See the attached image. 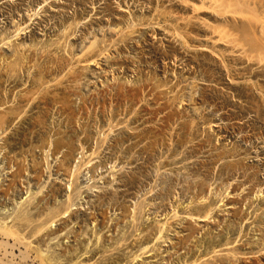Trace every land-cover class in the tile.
Returning a JSON list of instances; mask_svg holds the SVG:
<instances>
[{
    "label": "rangeland",
    "instance_id": "374dc122",
    "mask_svg": "<svg viewBox=\"0 0 264 264\" xmlns=\"http://www.w3.org/2000/svg\"><path fill=\"white\" fill-rule=\"evenodd\" d=\"M16 44L28 59L16 87L0 62V99L9 101L0 116L16 117L0 126V226L23 218L18 236L30 254L48 264H264V0H0V56ZM202 165L212 169L204 199L220 227L186 213L193 195L183 178ZM160 170L174 181L165 208ZM145 197L154 211L137 229L174 226L160 243H136L133 209ZM185 213L200 231L193 257L173 248L187 234H177ZM206 224L216 237L230 224L232 246H198Z\"/></svg>",
    "mask_w": 264,
    "mask_h": 264
},
{
    "label": "bare ground",
    "instance_id": "6f19581e",
    "mask_svg": "<svg viewBox=\"0 0 264 264\" xmlns=\"http://www.w3.org/2000/svg\"><path fill=\"white\" fill-rule=\"evenodd\" d=\"M209 1V0H208ZM211 1V0H210ZM215 3V2H214ZM240 3V2H239ZM197 8V7H196ZM212 8V7H211ZM217 8V7H216ZM214 9V8H213ZM212 9V10H213ZM201 10V9H200ZM219 12V11H218ZM217 19V18H216ZM227 20V19H226ZM230 25V24H229ZM219 26V25H218ZM210 27V26H209ZM226 27V26H225ZM211 29V28H210ZM214 29H215V27H214ZM129 30V29H128ZM132 30V29H131ZM208 30V29H207ZM217 30V29H216ZM219 30V29H218ZM177 32V31H176ZM213 32V31H212ZM217 33V32H216ZM221 33V32H220ZM127 34V33H126ZM176 34V33H175ZM183 35V34H182ZM129 38V37H128ZM182 38V37H181ZM221 38H222V36H221ZM220 40V39H219ZM222 40V39H221ZM3 41H4V39H3ZM223 41V40H222ZM226 42V41H225ZM94 43V42H93ZM97 43V42H96ZM98 44V43H97ZM230 44V43H229ZM58 45V44H57ZM93 46V45H92ZM96 46V45H95ZM91 47V46H90ZM21 48V45L19 44V45H17L16 44V47L14 48L15 50H14V55L13 56H9V57H6V58H2L1 56H3V55H1L0 57H1V59H0V62H2L3 61V63L6 65V68H5V66H4V70L6 71H4L6 74V82H9V83H11V84H13L14 85V87H16L17 85H18V75L16 74V72H18L17 71V69H19L20 68V66H18L19 65V62L20 63H22L23 64V60H25V58H26V56H25V53H24V55H23V53H22V48ZM94 48V47H93ZM96 48V47H95ZM37 49V48H36ZM43 49V48H42ZM93 50V49H92ZM90 51V50H89ZM94 51V50H93ZM90 52V54H94V55H97L98 56V54L95 52ZM44 52V51H43ZM38 53V52H37ZM88 53V52H87ZM102 53V52H101ZM29 54V53H28ZM36 54V53H35ZM42 54H44V53H42ZM51 54V53H50ZM27 55V54H26ZM45 55V54H44ZM219 55V54H218ZM37 57V56H36ZM222 57V56H221ZM13 58V59H12ZM29 58V57H28ZM58 58V57H57ZM88 58V57H87ZM27 59V58H26ZM74 59V58H73ZM77 59V58H76ZM242 59V58H241ZM28 60V59H27ZM31 60V59H30ZM96 60V59H95ZM50 61V60H49ZM60 61V60H59ZM86 61V60H85ZM39 62V61H38ZM224 62V61H223ZM26 63V62H25ZM28 63H29V61H28ZM32 63H33V61H32ZM42 63V62H41ZM51 63V62H50ZM61 63V62H60ZM60 63H59V65H60ZM40 64V63H39ZM38 64V65H39ZM53 64V63H52ZM58 64V63H57ZM1 65V64H0ZM24 66V65H23ZM26 66V65H25ZM49 66V65H48ZM62 66V65H61ZM60 66V67H61ZM2 67V66H1ZM19 67V68H18ZM29 67V66H28ZM35 67V66H34ZM39 67H40V65H39ZM52 67H54V66H52ZM22 68V67H21ZM24 68V67H23ZM36 68V67H35ZM43 68V67H42ZM46 68H48V67H46ZM58 68V67H57ZM227 68H228V72H229V74H231V72H230V70L231 69H229V67L227 66L226 67V70H227ZM231 68V67H230ZM28 69V68H27ZM30 69V68H29ZM74 69V68H73ZM3 70V69H2ZM36 70H37V68H36ZM63 70V69H62ZM70 70V69H69ZM24 71V70H23ZM39 71V70H38ZM40 71H42V70H40ZM40 71H39V73H40ZM45 71V70H44ZM48 71V70H47ZM47 71H46V73H47ZM56 71V70H55ZM72 71V70H71ZM22 72V71H21ZM20 72V73H21ZM36 72V71H35ZM43 72V71H42ZM49 72H50V70H49ZM52 72V71H51ZM79 72V71H78ZM227 72V73H228ZM19 73V74H20ZM29 73V72H28ZM39 73H34L35 75L33 76V79H32V81H31V85L33 86H36V85H38V84H40L41 82H43L42 80H43V78H40V75L42 74H39ZM46 73H44L43 75H45ZM58 73V72H57ZM74 73V72H73ZM31 74H33V73H31ZM39 74V75H38ZM51 74V73H50ZM68 74V73H67ZM5 75H3V76H5ZM46 76V75H45ZM233 76V75H232ZM1 77V76H0ZM21 77V76H20ZM31 77V76H30ZM29 77V78H30ZM72 78H74V77H72ZM2 79V78H1ZM0 79V80H1ZM31 79V78H30ZM56 79V78H55ZM54 79V80H55ZM3 80V79H2ZM1 80V81H2ZM20 80H22V79H20ZM52 80V79H51ZM66 80V79H65ZM30 81V80H29ZM61 81V80H60ZM81 81V80H80ZM20 82V81H19ZM1 83L2 82H0V87H1ZM250 83V82H249ZM47 84V83H46ZM44 85H45V83H44ZM43 86V85H42ZM262 89V88H261ZM0 91H2V90H0ZM13 91V90H12ZM39 91V90H38ZM9 92H10V90H9ZM128 92V91H127ZM131 93V92H130ZM133 93H134V91H133ZM135 93H137V92H135ZM26 94H27V92H26ZM40 94V93H39ZM128 94V93H127ZM6 95V97L9 95V94H5ZM32 95V94H31ZM1 96V95H0ZM22 96V95H21ZM27 96H28V94H27ZM132 96V95H131ZM140 96V95H139ZM9 97H10V95H9ZM137 97V96H136ZM26 98V97H25ZM39 98V97H38ZM29 99V98H28ZM9 100V99H8ZM37 100V99H36ZM17 101H20V100H17ZM29 101V100H28ZM183 102V101H182ZM9 104V101L7 102L6 101V103H5V101L3 102L1 99H0V106H4V104ZM29 103V102H28ZM27 103V104H28ZM7 104V105H8ZM18 104V103H17ZM16 106H18V105H16ZM15 106V107H16ZM8 107V106H7ZM6 107V108H7ZM20 107V106H19ZM11 108V107H10ZM12 108H14V107H12ZM11 108V109H12ZM17 108V107H16ZM5 109V108H4ZM9 109V108H8ZM11 109H9V111H7V112H10V110ZM20 109H23V108H20ZM13 110V109H12ZM11 110V111H12ZM15 111H17V110H15ZM14 112V111H13ZM13 112H11V116H13L14 115V117H15V114H12ZM172 112V111H171ZM17 113V112H16ZM18 113H20V112H18ZM22 113V112H21ZM7 114V113H6ZM1 115V114H0ZM20 115V114H19ZM178 115H179V113H178ZM7 117H8V114L6 115ZM11 116H9V117H11ZM17 116V115H16ZM5 118L4 117V115H3V117H1L0 116V126L1 125H6V126H8L9 124H11L13 121H14V119L16 118ZM17 117H19V116H17ZM42 117V116H41ZM167 117V116H166ZM18 120V119H17ZM40 120V119H39ZM36 121V120H35ZM15 123V122H14ZM186 124V123H185ZM195 124V123H194ZM195 126V125H194ZM185 130V129H184ZM154 132V131H153ZM153 132H151L152 133V135L154 134ZM159 133V132H158ZM188 133V132H187ZM139 134V133H138ZM137 134V135H138ZM148 134V133H147ZM136 135V136H137ZM149 135V134H148ZM159 136H161V134L159 135ZM165 137V136H164ZM183 136H180L179 138L181 139H178V140H180V141H178V143L179 144H181V143H183L182 142V138ZM157 139H158V137H157ZM163 140V139H162ZM178 144V145H179ZM152 146V145H151ZM147 148V147H146ZM149 148V147H148ZM146 149V151L148 152L149 151V149ZM199 148V147H198ZM152 151V150H151ZM150 152V151H149ZM173 153V152H172ZM219 156V155H218ZM222 156V155H221ZM219 158V157H218ZM205 164V163H204ZM168 165V164H167ZM164 166H165V164L163 165L162 164V166H161V168H164ZM146 167V166H145ZM166 167V166H165ZM231 167V166H230ZM203 168H204V170H203ZM222 169V168H221ZM164 170V169H163ZM201 170H203L202 172H201ZM150 171V169L148 170V172ZM187 171V170H186ZM190 172L188 173V174H185V176H184V178H183V183H182V185H183V189H184V194H186V196H187V194L188 195H191L192 196V198H191V203L189 204V207L188 206H186V210H187V214H188V216H189V218L191 219V218H197V221H200L201 223L203 222V220L205 221L206 219H208V220H206V221H208V222H210L211 220L214 222H212L213 223V226H214V224H215V221H218L219 222V220H217V217H216V220L214 221L213 219V217H212V215L214 216V215H216V213L214 214L213 213V211H217L216 210V208H212V207H214L213 205L215 204H213L212 203V201L210 202V201H208V202H210V203H208L207 202V200H209L208 198H207V200L206 199H204L205 198V194H207L206 192V189L208 188V187H211V184H209V183H211V182H209V183H207L208 181L206 180V178H207V176H210L211 174H212V169L209 167V166H205V165H202L201 167H199L196 171H195V173H194V171L193 172H191V170H189ZM159 171H157V173H158ZM214 172V171H213ZM150 173V172H149ZM160 173H161V170H160ZM163 173V172H162ZM161 173V174H162ZM156 174V173H155ZM159 175V174H156L157 175V179H158V176H159V181H160V184H159V187H161V188H159V187H157L159 190H160V192L158 193V195H157V200H159L160 201V205H159V208H163L165 205H167L165 202H168V201H166V200H168L169 199V197H168V195H170L171 194V188H173V178H172V176L173 175H171V177H170V175H168L167 173H165V174H167L168 176H165L164 174H162V175ZM193 174V175H192ZM247 174V173H246ZM150 175V174H149ZM155 175V176H156ZM175 175V178H179L180 177V175H179V177H176V173L174 174ZM177 175V176H178ZM202 175H204L205 177H202L201 178V176ZM140 177H141V179H142V177L144 178V179H146V180H148L149 178H148V173H147V171L145 172V169H144V173H142L141 175H140ZM151 177H152V175H151ZM183 177V176H182ZM155 178V177H154ZM218 178V177H217ZM137 179H138V177H137ZM136 178H134V181L133 182H139L140 183V181H138ZM140 179V178H139ZM182 179V178H181ZM210 179V178H209ZM223 179V178H222ZM176 180V179H175ZM145 181V180H144ZM155 181H157V180H155ZM207 181V182H206ZM154 183V182H153ZM156 183V182H155ZM177 183V182H176ZM178 183H180V179H179V182ZM146 184H148V182L146 183ZM157 184V183H156ZM140 185V184H139ZM151 184H150V181H149V186H150ZM178 185V184H177ZM176 185V186H177ZM72 186V185H71ZM136 186V185H135ZM156 186V185H155ZM175 186V187H176ZM213 186V185H212ZM150 188V187H149ZM156 188V189H157ZM178 188V187H177ZM213 188V187H212ZM70 189V188H69ZM175 189V188H174ZM182 189V190H183ZM145 190V189H144ZM173 190V189H172ZM213 190H214V188H213ZM149 191V190H148ZM212 191V190H211ZM210 191V192H211ZM262 191V190H261ZM174 192V191H173ZM172 192V193H173ZM183 192V191H182ZM181 192V193H182ZM216 192V191H215ZM229 192V191H228ZM147 193V192H146ZM149 193L151 194V192L149 191ZM154 193V190H153V192H152V194ZM178 193V192H177ZM205 193V194H204ZM223 193V192H222ZM230 193V192H229ZM264 193V192H263ZM6 195H7V193H5ZM148 194V193H147ZM146 194V195H147ZM151 194V195H152ZM155 194H157V192L155 193ZM204 194V195H203ZM214 194V193H213ZM215 194H217V193H215ZM214 194V195H215ZM261 194H262V192H261ZM151 195L149 196V194H148V197H151ZM173 196H174V194H172ZM178 195H179V193H178ZM208 195H210L209 194V192H208ZM211 195H212V193H211ZM213 195V196H214ZM228 195H230V194H228ZM78 196V195H77ZM140 196V195H139ZM153 196V195H152ZM171 196V195H170ZM180 196V195H179ZM199 196H202V197H200L199 198ZM146 198L145 197V199L144 200H139L140 201V203H138L137 205H135V209H133L134 210V215H133V217H132V209H127L126 208V206H121L120 207V210H121V212H122V214H126V213H129V217H130V215H131V217H132V221L131 220H129V221H131V223L133 222V228H136L135 229V231L137 232V231H141V230H138L137 229V225H139L140 223H139V220L142 218V215L144 216V217H147L146 218V220H149V215H150V213H152V211H154L153 210V206L151 205V204H153L154 205V203H151V202H149V198ZM154 197V196H153ZM188 197V196H187ZM212 197V196H211ZM215 197H217V196H215ZM220 197V196H219ZM260 197V196H259ZM113 198V197H112ZM116 198V197H115ZM152 198V197H151ZM174 198H178V197H176V195H175V197ZM183 198H185V197H183ZM199 198V199H198ZM71 199V198H70ZM143 199V198H142ZM154 199V198H153ZM170 199H172L171 197H170ZM182 199V198H181ZM180 199V200H181ZM197 199H198V201H197ZM219 199V198H218ZM221 199H223L222 197H221ZM224 199H225V197H224ZM111 200H114V199H111ZM180 200H179V202H180ZM212 200V199H211ZM215 200H217V199H215ZM214 200V201H215ZM159 201H157V204L159 203ZM175 201V200H174ZM196 201H197V203H196ZM226 201H228V200H226ZM111 202V201H110ZM136 202V201H135ZM153 202V201H152ZM219 202H224L223 200L222 201H220L219 200ZM112 203V202H111ZM165 203V204H164ZM208 203V204H207ZM213 205H212V204ZM218 203V202H217ZM72 204V203H71ZM136 204V203H135ZM193 204H195V205H193ZM219 204V203H218ZM112 205V204H111ZM187 205V204H186ZM216 205V204H215ZM220 205H221V203H220ZM219 205V206H220ZM227 205V204H226ZM226 205H224V206H226ZM114 206V205H113ZM218 206V205H217ZM219 206L217 207V208H219ZM223 206V207H224ZM69 207H70V205H69ZM185 207V206H184ZM216 207V206H215ZM157 208V207H156ZM165 208V207H164ZM220 208H222V207H220ZM229 208V207H228ZM175 209V208H174ZM183 209V208H182ZM185 209V208H184ZM119 210V209H118ZM131 210V211H130ZM162 210H164V209H162ZM177 210V209H176ZM224 210H226V209H224ZM129 211V212H128ZM163 212V211H162ZM157 214H158V212H156ZM175 213V215H172V217H174V219H176V218H178V215H180V214H178V211H177V213L176 212H174ZM185 213V217H187L186 214ZM20 215L22 214V213H19ZM25 214V213H24ZM44 214V213H43ZM102 215H103V212L101 213ZM121 214V215H122ZM154 214V213H153ZM127 215H126V217H128ZM168 216V215H167ZM19 217V216H18ZM21 217V216H20ZM55 217H56V215H55ZM97 217V216H96ZM162 217V216H161ZM171 217V218H172ZM180 217V216H179ZM95 217H93V219H94ZM151 218V217H150ZM156 218V217H155ZM181 218V217H180ZM213 218V219H212ZM23 219V218H22ZM22 219H20V224H18V223H16V225L14 224L12 227H3V226H0V264H48L47 262H49L50 260L49 259H47L48 261L46 262V260H45V258H42L43 256L42 255H40V254H35V255H33V253H31L30 254V252H28V244L27 243H25L24 242V240L21 238V237H19L20 236V231H21V228H23L22 227V224H21V221H22ZM105 219V218H104ZM103 219V220H104ZM113 219V218H112ZM116 219V218H115ZM123 219H125V218H123L122 217V220ZM127 219V218H126ZM187 219H188V217L185 219L184 218V220H186V224L182 227V230L181 231H177V234L178 235H180V234H182L183 232H186L187 234L186 235H184V236H182L181 238L179 237L178 239H177V241L175 242V244H174V246H173V248H177L178 249V251L179 250H182V249H185V255H188L189 257H193V255L195 254V251H194V249H193V246H192V244H194L193 243V240L195 239V238H197V236H195V234L197 235L198 233H200V231L198 230V229H196L197 227L196 226H193L191 223H188V221H187ZM190 219H188V220H190ZM95 221L97 220V219H94ZM111 220V219H110ZM108 220L109 221V223L110 222H112L113 220ZM122 220H118V221H121L122 222ZM177 220H179V219H177ZM182 220H180L179 221V223L181 222H183ZM194 220V219H193ZM210 220V221H209ZM151 221V220H150ZM149 221V222H150ZM160 221V220H159ZM205 221V222H206ZM94 222V221H93ZM99 222V218H98V220H97V222H96V224H99L98 223ZM117 222V221H116ZM115 222V223H116ZM126 222V221H125ZM134 222L136 223V224H134ZM161 222V221H160ZM183 222V223H184ZM194 222V221H193ZM204 222V223H205ZM208 222H206V223H208ZM231 222V221H230ZM113 223V222H112ZM114 223V224H115ZM124 223V222H123ZM127 223V222H126ZM130 223V222H129ZM144 223V222H143ZM195 223H197V222H195ZM211 223V222H210ZM211 223V224H212ZM18 224V225H17ZM102 224H104V228H106V229H108V231H111L112 230V228L114 229V226H116V228H115V230L117 229V225H118V223H116L114 226H112L111 224V226H109L108 225V223H107V221H105L104 223H102ZM125 224V223H124ZM176 224V223H175ZM220 223H218V225H216L215 224V226L216 227H220V225H219ZM131 225V224H130ZM179 225V224H178ZM183 224H181V226H182ZM198 225H200V224H198ZM207 226H209V224H206ZM206 225H203V228L205 229V227L204 226H206ZM230 225V224H229ZM229 225H227L226 224V226L224 227V225L222 226V224H221V226H222V228H220V230H221V232L223 233V236H220V235H218L217 237L216 236H213V232L211 231L212 230V227H210V226H212V225H210L209 227H208V229L207 230H205L206 232L205 233H203L202 232V234L203 235H207L209 238H205L203 241H199L200 242V245H198V246H200V247H204L205 249H207V250H213V252L215 253V251H214V249L217 247V246H223V245H229L230 244V238H229V236L230 235H232L233 233H234V229H233V227H231V226H229ZM236 225V224H235ZM127 226V225H126ZM136 226V227H135ZM140 226V225H139ZM154 226V225H153ZM148 227L146 230H142L139 234H137L139 237H141V238H138V239H136V243H139V245H143V243L144 242H150V241H152V240H154V239H157L158 240V242H159V240L161 241L162 239H165L166 240V238L168 239V238H170V237H168L169 235V233L170 232H172V231H174L173 229H174V226H173V223L171 222H166V223H161L160 225L158 224L157 226H154V227ZM180 226V225H179ZM202 226V225H201ZM201 226H199V227H201ZM214 226V227H215ZM239 226V225H238ZM132 227V226H131ZM196 227V228H195ZM213 227V228H214ZM43 228V227H42ZM118 229H120L119 227H118ZM122 229H125V228H122ZM121 229V230H122ZM180 229V228H179ZM204 229H202V230H204ZM43 230H44V228H43ZM104 230V229H103ZM121 230H119V231H121ZM200 230H201V228H200ZM217 230V229H216ZM216 230H215V232H216ZM220 230H218L217 232H218V234L220 233L219 231ZM38 231H40V229L38 230ZM199 231V232H198ZM240 231H242V230H240ZM41 232V231H40ZM108 233V232H107ZM113 233V232H112ZM122 233H127L126 231H124V232H122ZM121 233V234H122ZM38 234H39V232H38ZM98 234V233H97ZM128 234V233H127ZM143 234V235H142ZM217 234V233H216ZM19 235V236H18ZM118 235V234H117ZM116 235V236H117ZM129 235V234H128ZM132 235V234H131ZM202 235V236H203ZM222 235V234H221ZM38 236V235H37ZM122 236H127V235H123L122 234ZM135 236V235H134ZM199 236V235H198ZM201 236V238H203ZM25 237V236H24ZM102 237V236H101ZM100 237V238H101ZM105 237V236H104ZM127 239V238H126ZM132 239V238H131ZM103 239H101V241H102ZM197 239H195V241H196ZM119 241V240H118ZM118 241H116V242H118ZM124 241L126 242L127 240H125V238H124ZM170 241H172V240H170ZM38 242V241H37ZM104 242H105V239H104ZM124 242V243H125ZM164 242V241H163ZM232 242V241H231ZM41 243V242H40ZM122 243V242H121ZM160 243V242H159ZM100 244V243H99ZM119 244V243H118ZM126 244H127V242H126ZM198 244V243H197ZM145 245H146V243H145ZM157 245V244H156ZM231 245V244H230ZM229 245V246H230ZM119 246V245H118ZM124 246V245H123ZM232 246V245H231ZM120 247V246H119ZM139 247V246H138ZM146 247V246H145ZM224 247V246H223ZM226 247V246H225ZM118 248V247H117ZM147 248V247H146ZM146 248H143L142 250H145ZM115 249V248H114ZM197 249V248H196ZM36 250V249H35ZM216 250V249H215ZM232 250V249H231ZM147 251V250H146ZM197 251V250H196ZM37 252V251H36ZM114 252V251H113ZM176 252V251H175ZM143 253H146L145 251L143 252ZM121 254V253H120ZM123 254V253H122ZM141 254V253H140ZM208 254H209V252H208ZM216 254V253H215ZM117 255V254H116ZM103 256V255H102ZM118 256V255H117ZM120 256V255H119ZM138 256V255H137ZM136 256V257H137ZM45 257V256H44ZM124 257V256H123ZM120 258L121 257H116V259L114 260V258H113V260H114V262H117V263H119L120 264V262L118 261V260H120ZM138 258V257H137ZM184 258V257H183ZM112 259V258H111ZM136 259V258H135ZM180 259H182V257H178V260H180ZM187 259H188V257H187ZM190 259V258H189ZM53 260V259H52ZM51 260V261H52ZM50 261V262H51ZM108 262H110V260H108ZM180 262V261H179ZM52 263V262H51ZM107 263V262H106ZM226 263V262H225ZM50 264V263H49ZM108 264V263H107ZM186 264H187V262H186Z\"/></svg>",
    "mask_w": 264,
    "mask_h": 264
}]
</instances>
